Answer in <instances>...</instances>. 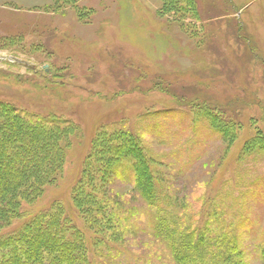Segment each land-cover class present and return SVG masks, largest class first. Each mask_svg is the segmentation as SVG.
<instances>
[{
  "label": "rangeland",
  "instance_id": "obj_1",
  "mask_svg": "<svg viewBox=\"0 0 264 264\" xmlns=\"http://www.w3.org/2000/svg\"><path fill=\"white\" fill-rule=\"evenodd\" d=\"M1 104L64 158L0 245L62 207L95 264H264V0H0Z\"/></svg>",
  "mask_w": 264,
  "mask_h": 264
},
{
  "label": "trees",
  "instance_id": "obj_2",
  "mask_svg": "<svg viewBox=\"0 0 264 264\" xmlns=\"http://www.w3.org/2000/svg\"><path fill=\"white\" fill-rule=\"evenodd\" d=\"M171 1L173 4L177 3V0ZM195 10L198 11V15H202L200 5ZM8 110L11 114L7 116L14 119V122H19L18 115L12 113L10 109ZM5 122L1 127L3 129L1 131L4 133L0 136V223H8L14 216L21 215L23 202L29 204L31 201L35 202L43 194L44 187L48 183L56 181L59 174H61L62 164H60V161L64 158L59 139L51 136L50 139H44L38 135L40 133L44 134L45 131L46 133L49 132L50 135L51 132L54 134L55 131L32 126L29 122H27L29 124L21 122L22 125L29 126L27 131L32 135L31 142L26 145L21 142L23 140H19L14 131H6L11 126L7 121ZM8 122L10 123V121ZM55 133L59 134L60 132L56 131ZM49 148L55 149V155L52 153V156H55V162H49L53 163V166H49V169L45 170L41 164V159L46 157ZM33 164H35V167L38 165L39 170L33 171L30 168ZM137 176L140 179L138 171ZM73 205L74 209L81 214L79 211L81 205L78 203L77 197L76 199L73 198ZM57 210L61 212V215L58 212L47 219L43 218L42 215L25 223L22 230L17 233L19 237L16 236L15 243L13 239L16 237L3 238L0 248L14 243L15 251L17 247L18 249L22 247L23 250L26 248L27 251H24L22 255L23 263L19 259L13 258L12 261H7V264H95L94 260L89 259L87 256L89 242L88 239L84 238L85 234L80 233L75 221L69 215L67 216L62 207H58ZM87 212H90V210H87ZM29 232L31 234L29 238L18 241ZM32 255L34 256L32 257ZM202 258L204 259V256Z\"/></svg>",
  "mask_w": 264,
  "mask_h": 264
}]
</instances>
